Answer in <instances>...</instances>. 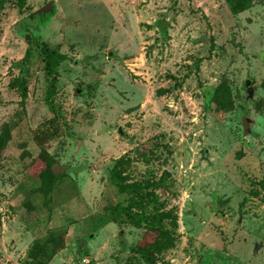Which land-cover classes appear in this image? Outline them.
I'll return each mask as SVG.
<instances>
[{
    "label": "rangeland",
    "instance_id": "obj_1",
    "mask_svg": "<svg viewBox=\"0 0 264 264\" xmlns=\"http://www.w3.org/2000/svg\"><path fill=\"white\" fill-rule=\"evenodd\" d=\"M17 1L0 0V264H31L35 246L46 264H149L146 229L114 218L122 157L128 181L164 186L146 211L176 214L154 264H264V0L237 14L225 0ZM31 39L63 55L53 109L37 46L21 103ZM222 80L227 112L208 103Z\"/></svg>",
    "mask_w": 264,
    "mask_h": 264
},
{
    "label": "trees",
    "instance_id": "obj_2",
    "mask_svg": "<svg viewBox=\"0 0 264 264\" xmlns=\"http://www.w3.org/2000/svg\"><path fill=\"white\" fill-rule=\"evenodd\" d=\"M26 0H18L17 6L22 10ZM231 13L237 14L246 10L249 7L251 0H225ZM40 15V14H39ZM39 47L43 55L45 62V68L48 74V90L46 102L51 109L54 108V95L56 92V75L57 67L63 55L56 49L50 48L46 43L38 42L35 39H31V43L28 46L25 55L22 59L24 68L20 69L19 76L17 78L18 88L21 93V103L24 102L27 96V81L25 74L29 66L31 57V50L33 47ZM21 62V61H20ZM208 103H214V109L217 111H230L233 106V98L231 89L227 81L222 80L214 89L210 88L207 92ZM10 138L9 124L4 123L0 129V152L6 145ZM128 164V159L124 157L115 161L109 171V178L111 183L116 187L117 192L121 195H125V202L119 205L116 209L115 220H119L121 216H125L131 224L137 227L143 226L146 229V234L149 235V239H152L149 246L138 249L143 260L149 264H154L155 257L148 251L150 248L163 250L167 248V245L171 243L172 236L167 231L166 223L170 221L172 226H177L176 214L172 210H164L163 207H159L158 211L147 212L146 208L152 205L157 208L160 205V195L158 189L164 186L156 180L150 178H144L142 180L128 181L124 174V168ZM62 177L60 173H50L47 175L41 183L40 190L44 193H48L52 190L55 184ZM166 243V245H165ZM31 264H46V258L43 259V255L37 251L36 246L30 252ZM44 260V261H43Z\"/></svg>",
    "mask_w": 264,
    "mask_h": 264
},
{
    "label": "water",
    "instance_id": "obj_3",
    "mask_svg": "<svg viewBox=\"0 0 264 264\" xmlns=\"http://www.w3.org/2000/svg\"><path fill=\"white\" fill-rule=\"evenodd\" d=\"M52 12H54V5L53 2L50 1L42 8L40 13H42L43 16H46L48 13H52Z\"/></svg>",
    "mask_w": 264,
    "mask_h": 264
},
{
    "label": "crops",
    "instance_id": "obj_4",
    "mask_svg": "<svg viewBox=\"0 0 264 264\" xmlns=\"http://www.w3.org/2000/svg\"><path fill=\"white\" fill-rule=\"evenodd\" d=\"M53 5H54V11H55V4L53 3ZM52 13H53V12H52ZM52 13H51V14H52ZM39 14H42V13H39ZM42 15H43V14H42Z\"/></svg>",
    "mask_w": 264,
    "mask_h": 264
}]
</instances>
